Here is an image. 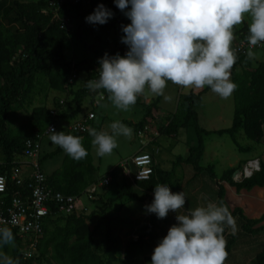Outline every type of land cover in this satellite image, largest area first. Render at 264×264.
Returning a JSON list of instances; mask_svg holds the SVG:
<instances>
[{
  "label": "trees",
  "instance_id": "1",
  "mask_svg": "<svg viewBox=\"0 0 264 264\" xmlns=\"http://www.w3.org/2000/svg\"><path fill=\"white\" fill-rule=\"evenodd\" d=\"M100 3L113 12V17L104 25L86 23L85 17ZM129 23L130 20L116 7L113 0H80L77 4L68 0H0V175L7 179V191L10 194H28L26 177L20 169L21 165L27 162L23 156L24 143L27 139L41 134L50 122H54L57 132H60V129L65 134L82 137L88 156L77 162L50 140L46 145L52 147L47 150L42 149L41 143L38 162L49 187L61 194L79 196L107 175L113 180L111 186L110 183L107 186L103 185L95 194H90L93 195L92 201L95 206L89 213L75 209L66 215L54 214L52 218H47L42 236L39 237L36 249L29 257H23L19 249L21 239L12 231L14 246L8 256L18 260L19 264H34L35 260L41 264H137L136 256L141 255L142 249L149 246L146 225L142 227L137 240L129 241L122 250L113 235L112 215L129 202L139 200L138 193L143 196L142 200L153 197L151 192L157 183L172 185L171 172L155 167V173L149 179L137 181L140 185L139 192L126 177H123L124 172L120 163L99 177L90 155L92 137L89 135V129L101 131V122L90 120L83 133L63 130L62 126L55 123L56 120L63 119L73 121L95 111L94 95L103 93L105 97L107 96L103 90L89 91L84 81L97 78L98 59L105 52L109 55L119 53L121 56L126 53L127 46L120 42L124 35L121 25ZM247 30L246 24L241 27L235 26L233 45L245 39ZM74 43L81 45L86 51V56L79 60L74 56ZM236 55L238 59L231 70V80L238 88L233 93L234 113L228 128L207 131L199 126L197 112L193 106L200 102L202 94L209 89L206 86L198 93L191 91L181 95L176 112L169 116L165 126L158 128V132L173 136L177 128L194 129L196 145L188 148L186 158L178 156L177 161L190 164L195 172L207 170L218 187V202L226 205L233 217L241 218V228L244 232L256 235L259 232L264 233V225H260L264 215L251 219L245 216L239 207L231 208L224 199L225 189L222 182L235 187L237 191L264 187V163H261L260 168L249 177L240 181L232 179L235 168L226 169L217 178L212 166L205 169L199 165L204 150L203 137L211 132L219 135L226 133L235 144L238 143L236 134L240 129L248 139L259 142L263 138L264 61L250 68L251 61L246 59V54ZM73 72L77 75L76 79L84 73V78L77 88H74L73 84L67 85V79ZM43 79L45 82L42 84ZM39 82L43 88L38 87ZM45 90L68 92L72 103L67 105V101L58 100L53 107H47L45 104L32 106L35 96L40 92L44 93ZM60 101L63 104L59 105ZM157 102L155 99L150 105H145L141 121L134 124L131 121L120 122L132 126L135 133L144 129L148 117L157 108ZM24 106L30 107L29 119L25 125H19L16 131L15 127H12L11 133L10 120L17 112L23 110L21 108ZM52 108L57 109L55 118L50 113ZM56 156L62 157L60 166L51 173H45L41 165ZM119 173L122 174L121 182L116 180ZM14 174L17 178H22L24 184H16L17 178L14 180L11 178ZM6 201L8 202L9 198H6ZM94 219L96 221L92 224ZM3 249L8 250L7 246ZM147 262H151V258L147 259ZM254 264H264V245L255 254Z\"/></svg>",
  "mask_w": 264,
  "mask_h": 264
},
{
  "label": "clouds",
  "instance_id": "2",
  "mask_svg": "<svg viewBox=\"0 0 264 264\" xmlns=\"http://www.w3.org/2000/svg\"><path fill=\"white\" fill-rule=\"evenodd\" d=\"M113 2L130 20L129 24L121 25L124 35L120 42L128 50L123 56L105 52L98 59L97 78L88 79L84 84L91 92L103 90L107 93V99L118 110L128 111L137 103L138 97L145 95L146 89L151 95L162 96L165 102H171L173 97L165 93L168 82L190 91L202 90L207 86L221 99L230 98L238 88L231 80V70L238 59L233 48L234 29L246 19V59L254 61L260 58L254 49L264 46V0ZM113 15L100 3L85 17V22L104 25ZM109 128L110 132L89 129L91 145L97 157L111 155L118 147L117 137L130 140L133 136V129L120 121L112 122ZM49 139L77 162L88 156L80 136L49 129ZM144 147L137 152L148 151ZM155 167L154 161L153 174ZM20 169L23 174L26 173L23 164ZM129 170L133 174L136 168L129 165ZM242 171L238 172L241 179L255 172L245 176ZM123 172L127 177L124 169ZM127 179L142 181L133 180L132 177ZM232 179L241 180L236 176ZM169 187L164 182L157 183L153 188L154 195L153 190L151 192L153 201L145 206L146 211L155 214L158 219L166 218L170 211L177 213V223L168 229L167 235L154 248L150 264H225L228 253L224 232L226 228L231 229L233 234L236 230V221L229 208L222 202L209 201L205 206L188 209L181 214L186 203L185 194L183 191L173 193ZM7 245L14 246V236L11 228L5 224L0 226V249ZM21 251L24 255L23 249ZM0 264L19 262L0 251Z\"/></svg>",
  "mask_w": 264,
  "mask_h": 264
},
{
  "label": "rangeland",
  "instance_id": "3",
  "mask_svg": "<svg viewBox=\"0 0 264 264\" xmlns=\"http://www.w3.org/2000/svg\"><path fill=\"white\" fill-rule=\"evenodd\" d=\"M34 1V0H31ZM248 24L247 19L240 25H237V27H241L243 24ZM72 26L71 24H69ZM71 46V44H68ZM73 47L75 49L74 56H76V59H81L82 57L86 56V51L81 45L78 44H73ZM261 59H264V51H256ZM68 56H71V53L68 54ZM77 79L74 80L73 87L77 88L79 86L80 81L84 78V73L79 75ZM43 77V76H42ZM41 77V78H42ZM47 80V77L45 78ZM44 79L42 81V84L44 83ZM77 83V84H76ZM41 82H39L38 87L41 86L43 88ZM75 84V85H74ZM177 90V89H176ZM176 90H169L170 95L173 97L172 103L167 102L165 107L166 109H172L174 104H176L174 101L178 98V93ZM211 97L209 94L205 95L202 94V107L204 111L208 114L209 118L214 120V124L217 125V128H226L231 125L232 120L225 121H219L217 119V116L215 113H213L210 109L209 103L212 102L214 99L216 101H219L220 99L216 98V94L210 92ZM151 95V94H150ZM153 96V95H151ZM210 98H212L210 100ZM58 100H65L67 101V105L72 103V100L70 99V96L68 95V92H58V91H46L44 93L40 92L38 95L35 96V98L32 101V106L33 105H39V104H45L47 107H53L55 102ZM71 100V101H70ZM179 101V99H178ZM177 101V104H178ZM103 102V100L101 101ZM107 102L104 101L103 103ZM139 104V103H138ZM141 104V105H140ZM139 106H143L144 108L141 109L139 106L134 105L131 106V108L128 111H121L116 109L114 106L109 107V109L103 110L101 106L99 105H94V110L97 113V120H100L99 122H102V131H110L109 125L117 121L121 116L125 117H133L136 119L137 122L141 121L144 112H145V105H142L140 103ZM31 106V107H32ZM19 112H17L16 116L10 120V118L7 120V124L9 123V127L11 128L10 132L13 133L12 127H15L14 131L17 130V127L20 125H25L29 119V111L30 107L24 106L22 107ZM102 113H106V116H103ZM175 113H171L172 115ZM109 116V118H108ZM152 116V114H151ZM149 116L148 120L152 122V117ZM199 124L204 127L205 129H209L211 126L205 121V119L202 117L201 113L199 112ZM230 116V114H229ZM232 116V115H231ZM11 117V116H10ZM108 118V119H107ZM56 120V119H55ZM106 120V121H103ZM139 120V121H138ZM66 124H69L71 121L66 120ZM55 123L58 126H61L63 123L59 120H56ZM148 129L145 130V132L142 135H138L135 132H133L132 138L129 140L125 137H117V143L118 147L113 150V153L109 156L105 157H97L95 155V150L93 147H91V159L93 160L94 166L97 167V174L99 177L103 176L106 174L109 170H111L114 166H117L120 162L124 160H128V157L132 155L141 145L143 146L147 141L148 143L152 141V137L155 134L154 132V127L156 128L157 125L150 123L149 125L147 124ZM132 128V127H131ZM186 128V127H182ZM64 129V128H63ZM59 131H62L59 129ZM158 135V133H156ZM49 136H45L42 139V149L47 150L51 148L52 146L46 145L48 143ZM236 140L237 144H235L230 136L226 133L219 135L215 132H211L208 135H205L203 137V142H204V154L202 156V159L200 161V164L205 167L207 166H212L214 167V173L217 178L221 176L223 171L225 169H229V167H235L236 163L238 160H241L242 162L246 159H251L254 157H259L261 160V163H263V157H264V138L257 142L251 139H248L245 137L243 134L242 130L240 129L237 134H236ZM197 143V137L195 135V131L192 127L183 129L180 134L177 135L176 138H171L164 136L160 140V152L161 156L164 157L165 159V167L168 169H171V167L176 165V157L179 154L184 155L185 152L187 151V146H191L192 144ZM241 149H239V147ZM145 148V147H144ZM146 149H148L146 147ZM62 160V157L56 156L53 160L49 159L46 160L42 165V169L45 173H49L52 170L53 164L56 162H59ZM248 162V161H247ZM247 162L244 164L239 165V170H242L245 165H247ZM183 169H185V172L188 171L190 174L196 173L192 166L190 164H183L181 166ZM26 172H28V168H26ZM237 169V168H236ZM235 169V170H236ZM200 174L195 177L194 180H192L189 184H191V188L194 189L193 193L189 194L187 197V202L189 204H195V206H200L196 205L197 202L203 203L202 201L208 202L207 197L209 196L211 198V202L218 203L217 197H218V187L215 184L214 180L210 177L209 173L207 170H203L199 172ZM177 175V173H176ZM237 178V175H236ZM242 177H240L241 179ZM239 179V178H238ZM224 184H227L223 182V186L225 187ZM228 186V185H227ZM98 190V189H97ZM245 192L246 190H242ZM253 191V190H252ZM241 192V193H243ZM249 192V191H246ZM206 194V195H205ZM205 195V196H204ZM87 196V198H86ZM93 196V195H92ZM92 196L90 195H85L82 194L81 200L78 201L77 203V210H85L84 212L87 214L91 210L94 209V202L92 201ZM224 196H227V201L231 203L232 206H237L240 205L241 202L238 200V197L240 196L239 191H236L234 188H229L227 189L226 193ZM231 199H229V198ZM258 199H261V197H257ZM225 199V198H224ZM193 202V203H192ZM85 205V209L84 206ZM87 206V207H86ZM189 207L192 208V205H188ZM134 204L130 205V208H133ZM109 212V211H108ZM116 215L120 221H123L124 217L122 218V214L120 217L114 213L112 216L114 217ZM251 216V215H249ZM254 218V217H253ZM96 221V219L93 220L92 224ZM119 220L115 223H111V226L113 228V235L116 237L118 245L123 248V246L128 242V240L131 237L130 230L126 228V226L120 222ZM236 221V230L235 233H232V230L230 229L231 236L226 237V251L228 253V257L225 261V264H229L230 262H234L236 264H239V260L244 261L245 264H254V257L255 254L262 248L264 245V233L259 232L256 235L255 234H249L246 233L242 230L241 225H242V220L240 217L236 216L235 217ZM124 222V221H123ZM171 226L166 227V229L170 228ZM232 239H234L235 245H233V251H230L231 244H232ZM242 239L243 243H246V246L244 247L243 250L239 244V240ZM156 244L153 249L157 246ZM13 245H7V249H0V251L4 252L6 255L10 254V251L12 249ZM20 247L19 249H23L24 245L22 242H20ZM238 249V251H234V249ZM152 248V247H151ZM149 249V248H148ZM249 249V250H248ZM248 250V251H247ZM247 251V252H246ZM153 251L151 252H144L141 255H138L136 257V263L137 264H144L145 263V258L146 257H151ZM34 264H41L39 263L38 260H35ZM147 264V263H146ZM150 264V263H149Z\"/></svg>",
  "mask_w": 264,
  "mask_h": 264
},
{
  "label": "crops",
  "instance_id": "4",
  "mask_svg": "<svg viewBox=\"0 0 264 264\" xmlns=\"http://www.w3.org/2000/svg\"><path fill=\"white\" fill-rule=\"evenodd\" d=\"M261 61H264V59L259 58L257 60L251 61V65H250L251 67L250 68H254L258 64V62H261ZM173 89L174 90L177 89L176 91L178 93V96H177L178 98L174 101L176 104H174V106H173L172 109L171 108L170 109L164 108L167 102L164 101L163 97L162 96L161 97L151 96L150 93L147 92V89H146L145 95L138 97L137 103L135 105L139 106L140 103H142V105H150L155 99L158 101L157 102V108L152 111V116H151L152 117L153 124H156L157 125L156 128L154 127L155 134L153 135V137L155 136V138L152 137L151 143L150 142L148 143V141H147L144 145L148 148L147 149L148 151H151L152 152L151 154L154 157V161H155V164H156V168H160L161 170L171 172V184L172 185H170V187L172 188V190H175V192H182L183 191L184 194H185V197L187 199L188 195L191 194V193H193V191H194V189L191 188V184H189V183L192 180H194L195 177H197L200 173L199 172H196V173L190 174L188 171L185 172V169H183L181 166L183 164H188V163H186L184 161H181V160L180 161H177V159H176V165L175 166L173 165L171 167V169L166 168L165 165H164L165 159H164V157L161 156V152H160V140H161L162 137H164L166 135L160 134L158 132L159 131L158 128L159 127H162V126H165L168 123V121H169V116L171 115V113H173L174 111L176 112V109H177V101H178L179 97L181 95H183V94H186V93L191 92L190 90H183L180 87H178L176 85H173L171 82H168V85H167V87L165 89V93L167 95H170L169 90H173ZM202 90H197V91H192V92L198 93V92H200ZM210 92H211V90L209 88L203 94H205V95L209 94V96L211 97V95H210L211 93ZM202 97H201L200 102L195 103L193 107H194V110L197 112L198 123H199V116H198V114L200 112L201 115H202V117L205 119V121L211 127L209 129H205L200 124H199V126L201 128H203L204 130H207V131H216V130H219V129H225V128H217V125H215L214 122H213L214 120H212L211 118H209L208 114L204 111V109L202 107V103L205 102V101L202 102V99H203ZM216 98H218L220 100L219 101H216L214 99L212 102L209 103L211 111L213 113H215L216 116H217V119L219 121H221V122L223 121V123L225 121L232 120L233 113H234V97H233V94L228 99H221L218 96H216ZM211 99L212 98H210V100ZM106 100H107V102L103 103ZM103 102H100V104H99V106H101L103 110L109 109V107L112 106V104L110 103V101L107 99V96L103 99ZM139 107L141 109L144 108L143 106H139ZM93 112L95 113V118L93 120L99 122L100 120H97V118H96V116H97L96 115V111H93ZM105 114L106 113H102L103 116H106ZM229 114H230V116H229ZM108 118H109V116H108ZM65 121H66L65 119L61 120V122L63 123L61 125L64 128L63 130H65L66 129V126H68L72 122L71 121L69 124H66ZM103 121H106V120H103ZM117 121H131L133 124L137 122L135 118H133V117H125V116H121ZM152 122L150 120H147L146 125L147 124L149 125ZM124 124L127 125V126H129L126 123H124ZM102 125L103 124L101 122V126ZM129 127H132V126H129ZM186 128H189V127H186ZM186 128H182V127L177 128L175 135H173V136H167V137L176 138L177 135L180 134V132L183 129H186ZM226 128H228V127H226ZM132 129H133V127H132ZM147 129H148V126H147ZM142 130L143 129H141V131ZM101 131H102V129H101ZM134 131L135 130L133 129V132ZM156 133H158V135ZM263 138H264V135H263ZM194 145H196V144H192L191 146H194ZM141 147H142V145H141ZM141 147H139V149H141ZM146 147H145V149H146ZM189 147H190V145L187 146V148H186L187 151L185 152L184 155L179 154V155H177V157L179 156L180 158H183V159L186 158L187 157V154H188V148ZM139 149H137V150H139ZM137 150L135 152H137ZM90 153H91V149H90ZM203 154H204V150H203ZM203 154H202V156H203ZM202 156H201V158L199 160V165L201 167H203L200 164V161L202 159ZM255 159H257L259 161V163L261 164L260 158L259 157H254V158H251V159H246L243 162L241 160H238V162L236 163V166L235 167H231L233 165L232 164L229 168H235V169L237 168L236 170H239L240 169L239 168V165L240 164H244L247 161H251V160H255ZM51 160H53V159H51ZM263 160H264V157H263ZM262 162L264 163V161H262ZM60 163H61L60 161L54 163L53 164V167H52V170L58 169V167L60 166ZM92 164L94 165L93 160H92ZM207 167H209V166H207ZM203 168H205V167H203ZM212 168L214 170L213 165H212ZM52 170L50 171V173L52 172ZM120 172L122 173V171H120ZM121 173H119L117 175V177H116L117 182H121L123 180L122 179V174L123 173L122 174ZM176 173H177V175H176ZM123 177H126V176L123 175ZM111 182H113L112 177H111ZM128 182L131 183V185L133 186V188L135 190L137 189L138 192L140 191V187H139L140 185L137 184L139 182H132L130 180H128ZM111 184L112 183H110V186H111ZM222 184H223V182H222ZM224 185H225V187H224L225 193H226L227 189H229V188H234L235 189V187L229 185L228 183L227 184H224ZM112 188H114V187H112ZM246 191H249V192H246ZM246 191L245 192H243L242 190L239 191L240 196L238 197V200L241 202V204L240 205H237V206H235V205L232 206L231 203L229 201H227V196H224V198H225L227 204L231 208L239 207L242 210V212H243V214L245 216H247V217H249L251 219H255V218L262 217L264 215V187H253L250 190H246ZM241 192H243V193H241ZM217 194H218V192H217ZM138 196L140 197L139 200L138 199H135L134 201H131L128 204H126L124 207H122V209L120 211L115 212L119 217H120L121 214L123 215L122 218L124 217V219H123L124 222L123 221H120V219L116 215H114L113 223H115V222H117L119 220L120 222H122L126 226V228L128 230H130V234L132 233L131 234V237L132 236L133 237L130 238L128 240V242L131 241V240H137L138 235L140 234L142 227L148 225L147 242H148V245H149L148 246L149 249L148 248L147 249L146 248H143L142 249L143 251L141 253V254H143L144 252H151V251H153L154 250L153 247L156 244H158L159 241L164 236L167 235V232H168V229L169 228L166 229V227L172 226L173 224L177 223V221L175 219L177 213L170 211L169 214H168V216L166 218H164V219H158L155 214L148 213L146 211V208H145L146 205L151 204V202L153 201L154 197L150 196V197H146L145 199L142 200V197L143 196L140 195L139 193H138ZM257 197H261V199H258ZM207 199H208V202L211 201V198L209 196L207 197ZM229 199H231V198H229ZM217 201H218V197H217ZM202 202L203 203L197 202L196 205L205 206L208 203V202H205V201H202ZM131 204H134V207L133 208H130V205ZM188 205H192V208L189 207ZM196 207H198V206H195V204H189L187 202V200H186V203L184 205V209L181 210V214L186 213L188 211V209H194ZM249 215H251V216H249ZM260 225H264V218L262 219V222L260 223ZM224 236H225V238L228 237V236H231L230 229L227 228V231L224 232ZM128 242H126V244ZM239 244L241 246H243L241 248V250H243L244 247L246 246V243H243L242 239L239 240ZM125 245L123 246V248L121 247L122 250L124 249ZM233 245H235L234 239H232V244H231L230 251H233V248H232V247H234ZM238 249H239V247L237 249H234V251H238ZM227 251H229V250H227ZM150 258L151 257H149V258L146 257L144 264H146V263L149 264L150 262H147V259H150ZM229 264H236V263L230 262ZM239 264H245V263H244V261L239 260Z\"/></svg>",
  "mask_w": 264,
  "mask_h": 264
},
{
  "label": "built area",
  "instance_id": "5",
  "mask_svg": "<svg viewBox=\"0 0 264 264\" xmlns=\"http://www.w3.org/2000/svg\"><path fill=\"white\" fill-rule=\"evenodd\" d=\"M68 1L77 4L80 0ZM233 48L236 49V54L245 55L248 46L245 39H241L239 42L234 43ZM254 51H264V46L257 47ZM76 77L77 75L73 72L67 79V85L73 84ZM104 98L103 93L95 94L93 105H99ZM61 104H63L62 101L59 102V105ZM50 113L55 118L57 109H50ZM94 116L95 113L93 111L88 112L86 115L73 120L66 127V130L72 133H83L87 129V123L93 120ZM49 129H55L57 132L54 122H50L41 134H38L35 138L27 139L24 143L23 156L27 162L23 163V167L29 170L24 173L28 194H10L7 191L6 177L0 175V221H3V223H0V226L6 224L21 239L20 242L24 245L23 257H29L35 251L36 243L39 237L42 236L46 219L52 218L54 214L66 215L73 212L77 208V203L81 200L82 196L61 194L47 185L46 177L41 171L38 159L40 156L41 139L44 136H49ZM143 130H138L137 134L142 135L147 130V126ZM129 165H133L136 168L133 174L130 173ZM120 166L125 170L127 177H132L133 180H146L153 174L154 161L149 151H139L129 160L120 162ZM247 167L250 168L251 172L258 170V160L249 161ZM11 178L14 180L17 178V175L14 174ZM25 181L22 178H17L16 184L22 185ZM110 181L111 178L106 176L97 184L88 187L83 194L90 195L96 193L98 188H101L103 185L107 186ZM170 190L172 191L171 188ZM6 198H9L8 202Z\"/></svg>",
  "mask_w": 264,
  "mask_h": 264
},
{
  "label": "bare ground",
  "instance_id": "6",
  "mask_svg": "<svg viewBox=\"0 0 264 264\" xmlns=\"http://www.w3.org/2000/svg\"><path fill=\"white\" fill-rule=\"evenodd\" d=\"M250 173H251V170H250L249 167H245V168H243L242 175H243V174H245V175H249ZM237 177H241V174L238 173V174H237Z\"/></svg>",
  "mask_w": 264,
  "mask_h": 264
},
{
  "label": "water",
  "instance_id": "7",
  "mask_svg": "<svg viewBox=\"0 0 264 264\" xmlns=\"http://www.w3.org/2000/svg\"><path fill=\"white\" fill-rule=\"evenodd\" d=\"M239 172V170H234L232 177L235 178L236 174Z\"/></svg>",
  "mask_w": 264,
  "mask_h": 264
}]
</instances>
